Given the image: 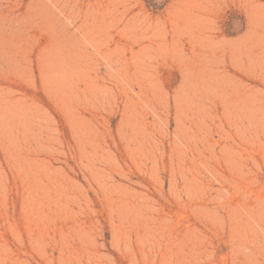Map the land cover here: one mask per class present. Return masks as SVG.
<instances>
[{"label": "rangeland", "instance_id": "obj_1", "mask_svg": "<svg viewBox=\"0 0 264 264\" xmlns=\"http://www.w3.org/2000/svg\"><path fill=\"white\" fill-rule=\"evenodd\" d=\"M0 264H264V0H0Z\"/></svg>", "mask_w": 264, "mask_h": 264}]
</instances>
